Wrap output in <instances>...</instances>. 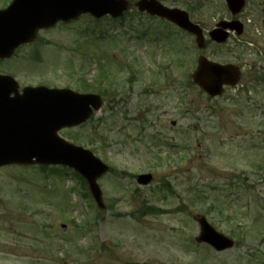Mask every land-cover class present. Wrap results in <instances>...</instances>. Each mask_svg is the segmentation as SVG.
Wrapping results in <instances>:
<instances>
[{
    "label": "rangeland",
    "instance_id": "obj_1",
    "mask_svg": "<svg viewBox=\"0 0 264 264\" xmlns=\"http://www.w3.org/2000/svg\"><path fill=\"white\" fill-rule=\"evenodd\" d=\"M161 1L190 12L207 39L228 15L224 0ZM11 2L0 0V10ZM263 9L264 0H247L248 34L231 44L240 64L256 63L264 45ZM136 13L124 27L89 18L61 24L19 51L21 87L83 92L87 81L88 91H107L92 120L62 135L94 150L113 173L99 181L100 211L67 171H0V264H264V111L252 108L259 91L209 99L189 84L199 56L193 37ZM229 44H212L205 55L233 62ZM17 61L0 69L13 73ZM101 74L107 82L92 83ZM147 173L154 181L139 186L134 177ZM202 216L233 249L217 253L196 242Z\"/></svg>",
    "mask_w": 264,
    "mask_h": 264
},
{
    "label": "water",
    "instance_id": "obj_2",
    "mask_svg": "<svg viewBox=\"0 0 264 264\" xmlns=\"http://www.w3.org/2000/svg\"><path fill=\"white\" fill-rule=\"evenodd\" d=\"M227 2L237 13L245 4L244 0H227ZM137 6L141 11L166 18L187 30L195 29L188 22L184 12L167 9L155 0H141ZM126 9L127 4L117 0H15L7 11L0 13V56L9 55L19 45L30 43L38 30L50 28L60 20L68 22L84 13H90L97 18L106 14L117 17ZM197 33L200 39L201 34ZM213 36L218 41L225 38L219 32H215ZM233 71L235 70L230 66L222 67L204 59L200 62L194 80L215 96L221 93L224 82L228 84L237 82L238 75ZM54 93L28 89L26 100L10 107V119L4 117L2 125L0 124L13 126L10 139H0V166L32 164L35 162L34 159L37 163L69 165L90 182L92 192L98 200L100 192L96 180L106 172V167L89 152L74 148L62 140L59 141L56 136L61 128L85 120L89 112L86 111V114L84 112L80 121H73L79 117L73 116L77 111L76 108L66 109L59 106L60 99L54 97ZM80 105L82 103H79V107ZM8 111V107H5V114ZM150 180V176H143L139 181L147 184ZM198 221L202 227L198 242L210 244L217 251L233 247L234 243L216 233L204 218Z\"/></svg>",
    "mask_w": 264,
    "mask_h": 264
},
{
    "label": "flooded vegetation",
    "instance_id": "obj_3",
    "mask_svg": "<svg viewBox=\"0 0 264 264\" xmlns=\"http://www.w3.org/2000/svg\"><path fill=\"white\" fill-rule=\"evenodd\" d=\"M231 20H234L233 18ZM246 27L244 26V34H245ZM7 63V62H6ZM4 64V62H0V65ZM15 66L13 69L19 70V64L13 65ZM246 64L243 65V70L245 71ZM7 73L5 71V67L0 69V74H5ZM242 82L245 85H249L251 83V86L258 90L260 93V97H258V100H253V105L254 106H259V107H264V58L261 60L260 66L257 67L255 64L253 67L249 70H247L245 73L242 74ZM255 93V92H254Z\"/></svg>",
    "mask_w": 264,
    "mask_h": 264
}]
</instances>
